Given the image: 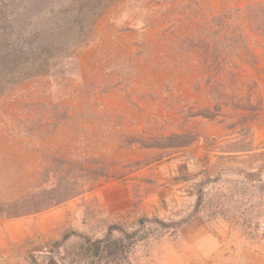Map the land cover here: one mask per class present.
Masks as SVG:
<instances>
[{
	"label": "rangeland",
	"instance_id": "1",
	"mask_svg": "<svg viewBox=\"0 0 264 264\" xmlns=\"http://www.w3.org/2000/svg\"><path fill=\"white\" fill-rule=\"evenodd\" d=\"M103 1L0 0V264H75L110 230L118 264H264L261 0H208L253 51H233L221 108L165 22Z\"/></svg>",
	"mask_w": 264,
	"mask_h": 264
},
{
	"label": "trees",
	"instance_id": "2",
	"mask_svg": "<svg viewBox=\"0 0 264 264\" xmlns=\"http://www.w3.org/2000/svg\"><path fill=\"white\" fill-rule=\"evenodd\" d=\"M118 0H104V10H108ZM121 11L126 13L129 11L133 17L132 24L142 26L143 29H150L161 22H165L167 29L164 36L167 39L179 43L182 50L185 52H194L199 55L201 64L203 65L202 74L205 80L206 88L211 96V102L216 108H221L223 100L227 99L225 88L216 89L217 85H225L223 77L229 72V61L233 51H237L239 58H243L244 52L247 56L252 57V47L244 35H240L238 40L232 45L231 30L233 12L228 7L222 12H217L209 3L208 0H188L184 5H179L177 0H126L121 4ZM257 8L256 18H259L261 11L264 10V0L255 4ZM160 9L157 14H154L153 9ZM249 9V7H248ZM251 10V8L249 9ZM242 15L243 10L239 11ZM248 12V11H247ZM245 15V14H244ZM249 17V16H248ZM243 17H241V20ZM118 19L117 21H119ZM128 25V24H127ZM264 45V36L263 41ZM104 173L95 172L90 176L87 182H98L105 177ZM75 181L78 179L75 178ZM93 189H90L92 191ZM67 198L51 199L44 206H38L39 201L32 200V203L24 201V206L35 205L36 209L24 210L20 214H7V217L26 216L34 212L38 213L42 210H47L57 206L63 202L76 198L86 193V191H71ZM204 201V196L201 193L198 200V210ZM15 205H18L15 204ZM210 218H213L212 216ZM183 221L179 224H183ZM178 224V225H179ZM177 225V226H178ZM144 224L141 225L142 228ZM115 230L110 232L102 239L84 238V243L80 246L78 253V261L75 264H118L120 257L126 256L121 248L113 242ZM119 232L124 236L135 238L139 234L137 230L133 234H128L126 231L119 229Z\"/></svg>",
	"mask_w": 264,
	"mask_h": 264
},
{
	"label": "water",
	"instance_id": "3",
	"mask_svg": "<svg viewBox=\"0 0 264 264\" xmlns=\"http://www.w3.org/2000/svg\"><path fill=\"white\" fill-rule=\"evenodd\" d=\"M46 259H49L50 261H54V259L52 258V257H48V258H46Z\"/></svg>",
	"mask_w": 264,
	"mask_h": 264
}]
</instances>
